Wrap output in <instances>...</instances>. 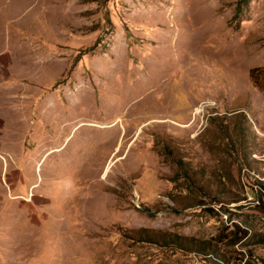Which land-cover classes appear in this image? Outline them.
I'll return each instance as SVG.
<instances>
[{
  "label": "rangeland",
  "instance_id": "obj_1",
  "mask_svg": "<svg viewBox=\"0 0 264 264\" xmlns=\"http://www.w3.org/2000/svg\"><path fill=\"white\" fill-rule=\"evenodd\" d=\"M263 202L264 0H0V264H264Z\"/></svg>",
  "mask_w": 264,
  "mask_h": 264
},
{
  "label": "trees",
  "instance_id": "obj_2",
  "mask_svg": "<svg viewBox=\"0 0 264 264\" xmlns=\"http://www.w3.org/2000/svg\"><path fill=\"white\" fill-rule=\"evenodd\" d=\"M262 72V69H260V70H255V71H252L251 72V77L253 78V80L256 82V83H258L257 81H256V78H255V75L256 74H258V73H261ZM264 203V202H263ZM264 205V204H263ZM263 209H264V206H263ZM244 264H250V262H248V261H246Z\"/></svg>",
  "mask_w": 264,
  "mask_h": 264
}]
</instances>
